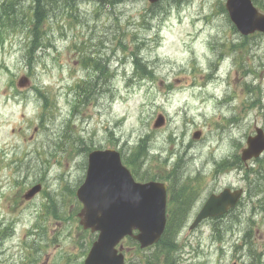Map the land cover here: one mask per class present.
Masks as SVG:
<instances>
[{"label":"rangeland","instance_id":"374dc122","mask_svg":"<svg viewBox=\"0 0 264 264\" xmlns=\"http://www.w3.org/2000/svg\"><path fill=\"white\" fill-rule=\"evenodd\" d=\"M56 1L38 40L31 1L0 0V17L14 11L0 29V264H84L95 236L76 191L88 154L124 158L143 139L136 176L168 175L187 215L176 259L161 243L130 259L264 264V154L241 160L264 131V34L238 32L226 0ZM229 185L245 189L241 204L191 228Z\"/></svg>","mask_w":264,"mask_h":264},{"label":"water","instance_id":"95a60500","mask_svg":"<svg viewBox=\"0 0 264 264\" xmlns=\"http://www.w3.org/2000/svg\"><path fill=\"white\" fill-rule=\"evenodd\" d=\"M158 0H152L155 2ZM227 8L231 16L238 15L235 22L243 34L259 30L264 32V15L260 14L250 0H228ZM163 125V120L156 127ZM201 133H195L199 139ZM249 148L244 150V160L258 155L264 150L263 134L249 138ZM40 186L32 189L27 198L33 197ZM242 192V191H241ZM241 192L229 191L220 196H212L204 205L192 228L208 217L224 215L234 207ZM85 204L81 217L85 228L100 231L85 264H125L123 254L116 246L126 236H132L145 248L158 242L165 229L166 188L162 184L137 185L130 173L121 166L119 154L113 151L95 152L90 156V167L86 183L79 191ZM113 205L117 216H109L107 207ZM140 233L134 235L133 231Z\"/></svg>","mask_w":264,"mask_h":264},{"label":"trees","instance_id":"16d2710c","mask_svg":"<svg viewBox=\"0 0 264 264\" xmlns=\"http://www.w3.org/2000/svg\"><path fill=\"white\" fill-rule=\"evenodd\" d=\"M32 4V15L33 18L36 19L35 25H31V32H33L34 35L39 34V37L42 34L41 27L43 23L46 21L47 16L51 13V9L54 7V4H56V0H30ZM13 3L9 6L10 8H13ZM2 14L0 17V29L2 30L4 23L2 20L4 18H7L8 20H11V17L14 13V11L6 10L5 7H2ZM39 39V38H38ZM146 153V144L145 140H142L140 144L138 145L136 151L132 155L133 162L138 161V159L142 156H144ZM131 160V161H132ZM179 171L177 170V173ZM186 191V190H185ZM184 191V192H185ZM181 192V191H180ZM180 192H178L175 189V186H171V198L173 203L178 202V196L180 195ZM191 193H194V191H190ZM187 212L185 211H178L177 209L171 210L169 213V220L166 228V232L161 240L162 252L163 253H171L174 258L176 259V252L178 251V244L176 242V233L177 231L182 227L183 223L185 222L184 218H186ZM129 246L135 245L134 243H131V240L128 241ZM148 264V263H146Z\"/></svg>","mask_w":264,"mask_h":264},{"label":"bare ground","instance_id":"6f19581e","mask_svg":"<svg viewBox=\"0 0 264 264\" xmlns=\"http://www.w3.org/2000/svg\"><path fill=\"white\" fill-rule=\"evenodd\" d=\"M216 83H217V81H216ZM212 99L214 100V101H216L217 99H215L214 97H212ZM113 205H109L108 207H107V214L109 215V216H117L119 213H117V212H114V210H113Z\"/></svg>","mask_w":264,"mask_h":264}]
</instances>
